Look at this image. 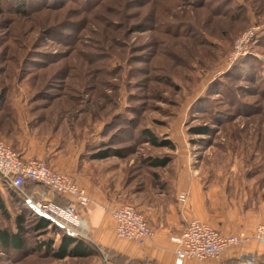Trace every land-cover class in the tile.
Returning <instances> with one entry per match:
<instances>
[{"label": "rangeland", "instance_id": "1", "mask_svg": "<svg viewBox=\"0 0 264 264\" xmlns=\"http://www.w3.org/2000/svg\"><path fill=\"white\" fill-rule=\"evenodd\" d=\"M0 1V140L30 128L65 166L78 163L81 182L103 185L141 212V201L169 190L173 159L161 168L150 159L177 149L205 187L222 185L233 199L261 201L264 0ZM253 27L256 38L233 57L236 40ZM201 127L207 133H193ZM145 128L177 148L151 145ZM41 189L14 191L0 176V229L15 230L23 215L27 240L21 252L0 248V264L127 263L99 249L58 260L39 248L52 241L56 249L63 234L32 230L44 210L30 198ZM56 222L89 240L88 229L80 235Z\"/></svg>", "mask_w": 264, "mask_h": 264}, {"label": "crops", "instance_id": "2", "mask_svg": "<svg viewBox=\"0 0 264 264\" xmlns=\"http://www.w3.org/2000/svg\"><path fill=\"white\" fill-rule=\"evenodd\" d=\"M22 131L8 142L24 159L47 160L56 171L73 173L89 193L91 202L83 215L88 224V239L100 251L115 252L127 259L126 264H244L245 252L253 253L257 263L264 264V243L253 238L256 227L264 225V194L261 201L251 203L247 195L233 199L225 186L205 187L181 149H177L172 154L170 177L165 179L169 190L156 194L162 196L157 201L140 202L142 213L155 232L153 239L140 245L130 239H121L117 234L111 209L120 204V198L113 197L103 185L93 184L91 180L81 182L78 163L71 161L65 166V159L60 158L55 148L48 147L47 139L36 138L30 128ZM34 186L41 187L40 184ZM31 197H38L37 201L44 203L54 199L46 189L34 191ZM193 220L207 222L226 234H237L245 240L244 245L229 247L217 259L183 258L175 253L170 236L181 232Z\"/></svg>", "mask_w": 264, "mask_h": 264}, {"label": "built area", "instance_id": "3", "mask_svg": "<svg viewBox=\"0 0 264 264\" xmlns=\"http://www.w3.org/2000/svg\"><path fill=\"white\" fill-rule=\"evenodd\" d=\"M257 31L258 29L253 27L236 40L233 57L238 58L246 53L247 45L256 38ZM0 176L4 182L17 190H20L26 182H33L42 185L51 195L66 199L64 205L53 201L34 203L33 197L30 198V202L37 208H43L44 212L62 222L64 226L70 227L77 234L88 229L83 211L90 204L91 197L73 175L52 169L42 159H24L12 145L0 140ZM111 211L120 237L133 240L140 245L153 239L154 229L136 206L122 203L115 205ZM253 238L264 243L263 224L256 227ZM170 241L174 244L177 255L197 261L217 259L229 247H242L245 242L237 234H226L211 224L199 220L188 222L181 232L170 236ZM242 263L259 264L253 253L247 252L243 255Z\"/></svg>", "mask_w": 264, "mask_h": 264}, {"label": "trees", "instance_id": "4", "mask_svg": "<svg viewBox=\"0 0 264 264\" xmlns=\"http://www.w3.org/2000/svg\"><path fill=\"white\" fill-rule=\"evenodd\" d=\"M14 2L18 3V0H15ZM1 4L2 2L0 1V15L3 13L4 10ZM16 9H18V11H20L21 13L25 12L24 10H21L20 7ZM245 61H246V57L241 58V60L237 62L238 63L241 62L243 64ZM206 130H208V128L201 127L198 129H194L193 133L204 134L207 133ZM142 135L144 138H147L149 140L151 145L155 147L168 148L171 151H174L177 148L176 143H174L171 139L169 138L159 139L150 129L145 128L142 131ZM172 158H173L172 155H165L163 157L151 158L150 164L155 168L166 167L171 162ZM34 184L36 183L26 182L20 190ZM53 202L64 205L66 204L67 200L60 196L58 197L54 196ZM0 206L1 208H5V203L2 199H0ZM37 213H38L37 223L32 228L34 232L41 234V232L46 231L49 227L60 228L63 232L61 241L56 249L52 247V241L41 242L39 245L40 246L39 248H42L48 254H51L53 258L62 260L65 259L66 257H89L93 255V252L98 251V247L95 246L90 240L86 241L85 239L72 233L71 231L62 228L63 226L62 227L60 226L62 224L59 225L56 222V220L53 217H51V215H48L42 211ZM23 222H24L23 215H18V217H16L15 220V224L17 226L15 230L14 229L9 230L7 228L0 229V248H2L7 252L8 251L21 252L25 250V248L27 247V240L26 238H24V227L22 225ZM100 264H104V263H100Z\"/></svg>", "mask_w": 264, "mask_h": 264}]
</instances>
